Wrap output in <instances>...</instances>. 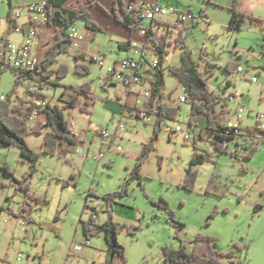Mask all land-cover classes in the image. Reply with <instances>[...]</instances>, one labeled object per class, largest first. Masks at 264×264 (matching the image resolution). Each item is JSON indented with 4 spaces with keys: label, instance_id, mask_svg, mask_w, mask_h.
Here are the masks:
<instances>
[{
    "label": "rangeland",
    "instance_id": "374dc122",
    "mask_svg": "<svg viewBox=\"0 0 264 264\" xmlns=\"http://www.w3.org/2000/svg\"><path fill=\"white\" fill-rule=\"evenodd\" d=\"M21 1H15L13 12L21 14L18 22L26 25L28 11L19 4ZM238 1V11L263 22L258 24L247 18L241 30H229L235 0H158L161 5L193 17L187 25L172 17L165 19L172 24L173 32L167 47L170 53L163 63L162 103L177 110V115L175 120L162 123L141 176L129 182L126 193L118 196L111 208L105 196L123 190L143 146L151 141L155 124L128 117L120 119L119 100L126 99L127 89L121 84L100 86L99 78L119 55L127 52L105 34L98 33V38L92 40L85 21H78L76 27L84 34L85 42L79 49L58 56L50 68L58 71L66 65L68 72L64 78H49L45 96L52 106L61 108L71 98L79 97V105L65 109L64 117L76 125L80 141L75 146H64L63 156H52L42 151L48 129L42 135L29 134L27 144L40 156L31 177L32 166L21 158L17 146L0 147V264H108L109 247L104 232L92 236L86 244L83 224L93 212L98 215L97 225L112 217L114 223L126 227L117 235L125 248V260L117 257L114 264H164V247L177 250L183 240L191 252L190 242L198 234L214 236L220 250L226 252L235 243L247 245V249L237 251V259L243 264H264V134L255 120L258 114H264V0ZM0 4L6 23L9 5L7 0H0ZM167 30L166 26L158 33L163 35ZM181 36L185 47L177 46ZM21 38L14 32L11 41L17 43ZM83 48L86 57L77 61L75 55ZM37 49L36 38L34 50ZM92 58L103 59L105 68L92 62ZM147 59L159 60V55L151 52ZM78 62L90 67L89 75L75 73ZM186 62L202 71L209 89L221 99L218 111L244 110V134L226 144V153L217 152L215 138L207 134L202 117L199 127L190 125L191 105L179 103L184 95L183 85L169 68ZM231 64L242 67L244 73L238 74L237 67L227 71ZM18 74L8 69L0 73V101L2 96L6 99L12 94ZM87 83L95 96L90 106L92 114H84L80 108L87 98L79 90ZM26 91L27 83L21 84L18 93L11 97L12 102H25L27 108L31 101H22ZM231 95L237 96V101H231ZM134 100L133 96L129 100L131 107ZM38 121H43V117ZM121 122L125 130L119 140H103L98 135L101 130L114 134ZM179 126L183 131L173 133ZM253 148L257 149L248 159L246 153ZM78 149L89 152V157L78 154ZM101 152L106 156L97 162L95 156ZM196 153L205 162L194 166L195 188L187 191L182 184ZM212 179L224 196L208 191ZM68 182L70 186L66 187ZM161 200L168 203L185 229L178 231L169 223V212L159 205ZM76 246L82 249L78 251ZM223 264L231 262L225 258Z\"/></svg>",
    "mask_w": 264,
    "mask_h": 264
},
{
    "label": "trees",
    "instance_id": "16d2710c",
    "mask_svg": "<svg viewBox=\"0 0 264 264\" xmlns=\"http://www.w3.org/2000/svg\"><path fill=\"white\" fill-rule=\"evenodd\" d=\"M68 0H47L46 1V14L48 16L47 25L55 29L56 34L51 38V46L46 53L44 59L39 62L38 75L32 74H18L17 80L15 81V89L8 98L4 101H0V147L6 146H17L21 152V158L27 161L32 166V172L29 173L28 177H31L36 172V167L39 161V155L34 152L27 144V137L31 133L36 135H42L44 129H48L44 135V142L42 143V151L45 154H51L55 156L59 153L60 156L65 154L64 146H75L79 143V139L75 138L71 134L72 123L67 121L64 117V110H70L76 108L79 105V97H73L69 102H66L61 108L60 106H52V103L47 101V106L44 110L39 112L43 117V121H37L35 127L32 130L27 128V122L34 111V104H29L25 108V102L13 103L11 97L17 94V88L21 84H25L29 80L37 81L38 84L46 83L48 86L49 78L51 76H57L58 78H64L67 75L68 67L62 65L58 71H53L50 67L57 61L59 55L70 52L72 41L70 37V30L76 26L79 20L85 21V27L88 30L100 31L102 29L98 23L93 19L92 14L88 11V8L96 3V0H85L80 6H68L66 5ZM12 3V0H8ZM136 3V1L126 2L125 0H115V7H121L123 16L115 14L116 19L123 26L129 28L131 31H136L139 28L140 23L133 17L128 11V4ZM239 1L235 0L233 6V13L229 25V30L239 31L243 28L247 18H251L249 14L238 11ZM115 9V10H116ZM254 22L261 24L263 21L251 18ZM168 30L166 34L160 35L157 31H150L149 36V49L159 55V67L154 71L156 80L151 86V99L149 104L151 107H156L161 115L165 119L175 120L177 110L162 103L163 92L162 87L165 85V74L163 63L166 60V56L169 55L170 51L168 46L171 44L169 37L173 32L171 29L172 24L166 23ZM177 28V26H175ZM184 39L181 36L177 41V46L185 47ZM77 61L83 59L82 55H76ZM93 62L94 59L92 58ZM238 66L231 64L226 67V70L232 72ZM15 72V71H14ZM170 74L174 75L180 83L187 89L188 103L192 108V115L190 117V125H193L198 115L203 114L207 117V134L215 138L214 144L215 149L218 153H226V144L229 141H234L232 137L226 136L224 133L225 129L220 125V120L223 116V111H218L219 103L221 99L218 98L209 88L208 81L202 71L195 64L185 63L180 67L171 66L169 68ZM16 74L18 72H15ZM75 73L78 75H89L90 67L82 63H77ZM82 93L86 96L84 105L80 106L82 113L92 114L90 110L91 101L95 99L90 83L85 84L79 90V94ZM32 97H36L38 100H46L45 95L32 94ZM162 131L161 123L155 125V131L151 138L150 143L143 146L142 153L138 157L136 166L130 175L129 181L124 183L123 190L117 193H108L105 199L109 203V208L115 203V199L118 196H122L126 193L127 186L130 181L141 176V170L145 161L148 160L151 152L155 149L156 141H158L159 133ZM264 134V132H262ZM257 148L250 149L247 154V158L250 159ZM205 162V158L200 154L196 153V158L190 163V168L187 171V177H185L182 186L187 191H193L195 188L197 171L194 170V166ZM22 183H20L21 185ZM66 187L70 186V183H65ZM22 188V185L20 189ZM27 192V189H25ZM208 191L210 193H217L224 196V193H220L215 186L214 179L210 181ZM39 202L41 199L38 200ZM159 205L163 206L165 210L169 212L170 224L175 227L178 231L185 229L184 223L178 221L174 214L170 211L169 205L165 200H161ZM84 235L86 239H90L92 236L104 232L106 241L108 243V264H114L117 257H123L125 260V248L121 245L117 239V235L120 230H125L124 225H119L113 222V218L107 220L102 225L96 224V219H90L88 223H84ZM181 246L177 250L170 249L168 247L163 248L162 257L164 264H223V259L228 258L231 264H243L241 260L237 259V251L247 249L248 246H243L238 243L233 245L230 252L220 250L219 240L214 236L197 235L190 243L193 245V250L190 252L187 248V243L180 240Z\"/></svg>",
    "mask_w": 264,
    "mask_h": 264
},
{
    "label": "built area",
    "instance_id": "2783aa9c",
    "mask_svg": "<svg viewBox=\"0 0 264 264\" xmlns=\"http://www.w3.org/2000/svg\"><path fill=\"white\" fill-rule=\"evenodd\" d=\"M46 2L36 3L26 6L30 15L31 29L22 42H12L9 39L0 40V70L8 69L18 73L38 75L39 62L34 56V39H36L44 24L48 22V16L46 14ZM128 11L133 17L140 23L137 33L138 39L132 40L129 44V49L133 53L131 57H124L120 59L117 64L109 67L106 70L105 75H100V86H106L110 84H121L125 87L129 94L132 95L134 105L130 116L142 120L146 123L158 124L164 123L166 120L156 107H151L149 101L151 99V86L156 80L154 71L159 67V60L147 59V55L153 52L149 49V36L150 31H162L167 26L166 18L172 17L177 19L179 23L187 25L193 21L191 14L179 13L175 7L164 6L159 2L146 3L136 2L128 4ZM21 14H13L12 20H17ZM15 31L19 32L20 27H12ZM70 39L72 46L70 51L79 49L81 43L84 40V35L76 27H72L70 30ZM99 66L104 67V62L99 61ZM243 69V73H244ZM241 74V73H238ZM253 81H256L254 79ZM27 83V92L37 95H45L48 90L46 83L38 84L37 81L29 80ZM184 95L179 98V103L188 102L187 89L182 87ZM238 97L231 95V101H237ZM5 97H1V101H4ZM31 104H34V111L31 114L30 119L27 122V128L32 130L35 127L39 112L44 110L47 106V100H38L36 97H32ZM225 118L220 121V125L225 129L224 133L228 137H232L233 140L239 139L243 136L242 120L244 119V110L238 108L236 111L225 109ZM256 124L258 128L264 132V114H258ZM76 125L73 123L71 134L73 137H78V132L75 130ZM125 130L124 123H120L114 134L108 132V130H101L98 135L103 139H111L113 142L121 138L122 132ZM182 127H177V130L173 133L177 134L182 132ZM187 141L190 138L186 135ZM120 150V147L118 148ZM78 154L89 157V152L78 149ZM105 153L101 152L95 156V160L100 162L105 158ZM97 213L93 212L91 219H96ZM90 240L87 239L86 244H89ZM82 248L76 246V250L80 251Z\"/></svg>",
    "mask_w": 264,
    "mask_h": 264
},
{
    "label": "crops",
    "instance_id": "0c3cea01",
    "mask_svg": "<svg viewBox=\"0 0 264 264\" xmlns=\"http://www.w3.org/2000/svg\"><path fill=\"white\" fill-rule=\"evenodd\" d=\"M15 1L16 0H12V3L10 5V3L8 2V13H7V18L6 23L4 22V18L2 17V12L0 11V40H4V39H9L11 41V36L14 34V32H16L17 34H19L20 37H22L21 41L22 42L25 37H27L31 26H30V15L29 13H27L28 15V21L26 22V25H21L17 20L13 21L11 18L14 14L13 12V8L15 5ZM47 0H22L19 4H22L23 6H28L31 4H36V3H43L46 2ZM126 2H129L130 0H125ZM132 1V0H131ZM136 2H146V3H154V2H158V0H133ZM85 2V0H68L66 5L68 6H80ZM2 5L0 4V7ZM115 7V0H96V3L92 4L89 8L88 11L92 14L93 19L98 23V25L100 26V28L102 29V32L100 31H92V30H88L90 33V36L92 38V40H95L98 38V35L100 34H105L106 36H110L112 37V39H115V41L118 43L119 48L122 51L127 52L125 55H119L115 61L113 62V65L115 66L117 64V62L124 58V57H131L133 55V53L130 51L129 49V44L132 40L138 39L139 35L136 31H131L129 28L123 26L121 23H119L116 19L115 14L119 15L120 17L123 16L122 11L120 10L121 7L119 6L118 9H116ZM5 23V24H3ZM20 27V31L17 32L14 29H12V27ZM13 33V34H12ZM99 33V34H98ZM56 34L55 29L51 28L50 26L46 24H44L41 28V31L39 32V35L37 37L38 40V51L34 50V56L35 58L38 60V62H41L46 53L48 52L50 46H51V38L53 37V35ZM84 35V34H83ZM85 42V39L83 40ZM86 44V43H85ZM83 52L78 53L77 55H82L84 58L86 57V55L84 54V48L82 49ZM76 56V55H75ZM94 59V58H93ZM100 61H103V59H101ZM93 62H97L99 64V60L94 59ZM112 66V65H111ZM110 66V67H111ZM102 68V67H101ZM105 68V62H104V67ZM102 68V69H103ZM3 70H0V73ZM102 75V74H101ZM125 88V87H124ZM128 95V96H127ZM127 95H126V99H121L119 100L120 102V119H124L125 117L128 118H133V119H137L135 117H131V111H132V107L131 104L129 102L130 98H132V95L129 94L128 90H127ZM31 95H29L26 91V97H24L22 99L23 100H28L31 101ZM20 99V100H21ZM46 100L49 102L50 101L49 97H46ZM223 111V110H219ZM225 111V108H224ZM202 117V121L204 122V127L207 130V117L204 116L203 114H200L196 117L195 122L193 125H196L197 127H199V120H201ZM38 119H41V115ZM139 120V119H138ZM192 125V126H193ZM203 127V129H204ZM78 132V131H77ZM244 134V133H243ZM242 134V135H243ZM78 136L79 133H78ZM98 217V215H97ZM97 220V218H96ZM89 222V221H88ZM87 222V223H88ZM90 240V239H89Z\"/></svg>",
    "mask_w": 264,
    "mask_h": 264
},
{
    "label": "bare ground",
    "instance_id": "6f19581e",
    "mask_svg": "<svg viewBox=\"0 0 264 264\" xmlns=\"http://www.w3.org/2000/svg\"><path fill=\"white\" fill-rule=\"evenodd\" d=\"M237 73H243V68L242 67H238Z\"/></svg>",
    "mask_w": 264,
    "mask_h": 264
}]
</instances>
